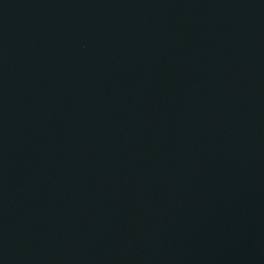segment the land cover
<instances>
[{"label":"water","instance_id":"95a60500","mask_svg":"<svg viewBox=\"0 0 264 264\" xmlns=\"http://www.w3.org/2000/svg\"><path fill=\"white\" fill-rule=\"evenodd\" d=\"M0 264H264V0H0Z\"/></svg>","mask_w":264,"mask_h":264}]
</instances>
